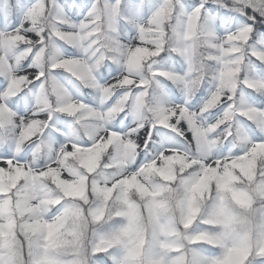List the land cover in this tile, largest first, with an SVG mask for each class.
Returning <instances> with one entry per match:
<instances>
[{"label": "snow or ice", "instance_id": "6c2138e0", "mask_svg": "<svg viewBox=\"0 0 264 264\" xmlns=\"http://www.w3.org/2000/svg\"><path fill=\"white\" fill-rule=\"evenodd\" d=\"M0 264H264V0H0Z\"/></svg>", "mask_w": 264, "mask_h": 264}]
</instances>
